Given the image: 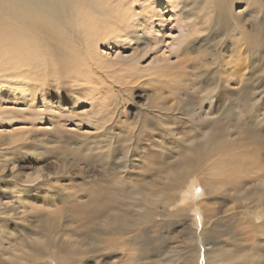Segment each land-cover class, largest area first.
I'll return each mask as SVG.
<instances>
[{
  "label": "rangeland",
  "instance_id": "rangeland-1",
  "mask_svg": "<svg viewBox=\"0 0 264 264\" xmlns=\"http://www.w3.org/2000/svg\"><path fill=\"white\" fill-rule=\"evenodd\" d=\"M140 7L139 3L134 9L141 25L137 32H132L128 38L118 39L119 44L116 45L105 40L93 49L80 50L83 56L81 58L89 62L81 64L83 72L80 80H83L81 87L83 91L78 95L73 96L70 93L74 87L69 71L56 67L54 73L46 72L47 74L34 82L38 88V95L33 96V105L28 107L14 99L12 102L5 100L6 103L0 100V118L4 116L3 119H6L3 121L4 124H0L1 261L13 263L15 256L11 254L15 248H19L21 254L18 256V264H29L27 255L34 253V250L28 247L29 243L43 240L44 232L41 229L47 225L61 228L62 231L66 229L64 233L61 231L53 235L58 237L54 242L57 249L55 247L51 249L55 255L65 258L66 252L71 248L78 250L74 263H69L70 260L69 264H133L136 259L125 260L121 250L119 253L118 250H102V244L91 241L90 237L87 238L88 243L81 239L85 234L83 229H94L97 225L96 221L88 223L87 220L92 215L90 211L86 212L80 207L89 204L93 208L98 201H102L99 193L95 192V184L99 182L97 174L102 169L96 156L100 152L97 147L104 138L102 136L104 129L111 127L112 133L116 135L131 131L133 135L136 133L138 122L145 120L146 117L148 118L144 125L146 131L153 134L152 139L157 143L162 141L158 145L151 140L146 144L137 145L140 153L129 169L130 177L133 178L132 186L135 189L146 182L156 181L155 173L149 175L145 172L149 163L147 158L151 152L160 154L167 168L172 162H178L183 155L187 142L197 130L186 122L183 111L186 109L185 105H194L195 110L202 111L203 115L206 112L205 121H210V126L206 127L213 130L211 123L220 110L215 104L218 89L213 93L214 97H217L214 105L207 111L208 107L202 100L206 96L205 85L215 81L213 79L210 81V69L205 63L215 61L216 68L221 66L222 60L227 59L225 56L231 53V38L226 37L227 33L221 29L213 35L210 42L206 32L187 39L184 37L185 31L182 27L183 15L178 9L171 11L172 13L167 16L155 5L144 4ZM151 10H154V14ZM243 10V4H234L231 8L232 14L243 21L246 33L256 32L255 27L246 22L250 12L246 13ZM262 33L259 28L258 39L264 44ZM201 40L204 41L198 46L197 41ZM248 56L247 52L241 53V57L247 59L244 71L246 79L239 85L229 82L223 86L224 96L231 99L244 97L242 108H245V101L248 103L253 96L256 98L260 96L262 103L264 101V69L260 70L261 64L256 61L252 60L249 63ZM200 63L202 66H199ZM202 75L203 82L198 80V76ZM257 77L262 79L257 81ZM229 90L231 94L226 92H230ZM170 105L172 108L169 107L167 110L166 107ZM263 111L264 105L261 109L262 115ZM231 117L234 119L229 118L233 120L229 124L230 130L235 134L245 130L244 124L235 126L234 123V120L243 123L245 119V115L238 107L233 110ZM169 119L176 123L172 124ZM206 130L212 131L200 129V135ZM143 150L148 152L144 154ZM150 165L153 166L152 163ZM101 179V185L109 184L107 176ZM198 179L200 185L208 180L203 173L198 174ZM161 183L155 182L159 187L162 186ZM15 191L20 194L16 196ZM113 191L112 199L118 205L119 211L133 208L134 201L131 195L133 190L130 186L116 183ZM223 191L221 187L218 190L220 198L216 201V208L220 210L218 215L222 221L220 226L223 225L222 227L226 229L229 225L230 232H226L221 237V242L216 245L224 253L232 252V256L224 257L226 260H235L243 254L247 256L249 251L235 253L229 246L232 225L236 223L240 228L251 224L258 226L262 220L252 221L251 213H243L237 208L239 202L223 201L220 196ZM158 211L161 212L160 209ZM230 213L236 214V218L225 220L224 216ZM200 218L201 214L195 212L194 223L183 222L181 217L175 215L167 217L165 221L168 222L167 226L163 228L150 227L145 241L138 244L146 251L144 263L182 264L187 261V258L194 254L189 251L194 242L188 237L201 229L198 222ZM158 219L159 217L156 220ZM246 234L258 236L254 231ZM161 240H166L164 247ZM118 241L116 240L115 244H118ZM249 243V241L243 243V235L240 234L235 244L240 247L245 244L247 247ZM120 245L123 246V250L137 247L130 241ZM113 247L117 249L119 246ZM170 250L180 252L174 253L173 259L168 256ZM206 250L207 247L200 248L198 264H206L203 262V257L206 258V253L203 252ZM262 254L264 255V252ZM35 257L41 258V264H55L47 256L36 254Z\"/></svg>",
  "mask_w": 264,
  "mask_h": 264
},
{
  "label": "bare ground",
  "instance_id": "bare-ground-1",
  "mask_svg": "<svg viewBox=\"0 0 264 264\" xmlns=\"http://www.w3.org/2000/svg\"><path fill=\"white\" fill-rule=\"evenodd\" d=\"M139 3L141 7L144 4L155 5L167 16L172 13L171 11L178 9L183 15L182 27L185 31L184 37L187 39L206 32L210 42L214 34L221 29L225 30L226 37L231 38V53L225 56L227 59L222 60L218 68L215 67V61L205 63L210 69V81L213 79L215 82L205 85L206 96L202 98L208 107L207 111L210 110L217 98L213 93L218 89L215 104L220 110L211 123L212 130L206 127L210 126V121H205L206 112L203 115L202 111L195 110L194 105H185L186 109L183 111L186 122L197 130L193 132L192 139H188L190 141L187 142L183 155L178 162H172L167 168L160 154L151 152L147 158L149 163L145 172L149 175L155 173L156 181L143 182L144 184L137 186L136 189L132 186L133 178L130 177L129 169L140 153L137 145L146 144L150 140L158 145L162 141L157 143L152 139L153 134L146 131L144 126L148 120L146 117L145 120L138 122L136 133L133 135L131 131L116 135L112 133L111 127L105 128L102 133L104 138L97 147L100 152L96 156L101 163L102 171H98L97 174L99 182L94 183L95 192L99 193L102 201H98L94 209L89 204L80 207L86 212L90 211L93 218H87L88 223L96 221L97 225L94 229H83L85 234H82L81 239L88 243L87 238L90 237L91 241L102 244V250H118V253L121 250L125 260L136 259L133 264H145V248H140L138 244L145 241L150 227L163 228L167 226L168 222H165L167 217L175 215L181 217L183 222L194 223L196 212L201 214L198 221L201 229L189 235L188 238L194 242L189 251L194 254L182 264H192V262L198 264V253L203 247H207L206 252H203L206 253V258L203 257V262L206 264H264L262 254L264 252V114L262 115L261 112L264 101L262 103L260 96L258 98L253 96L248 103L244 100L246 105L242 108L244 97L231 99L223 95L225 91L223 86L226 83L239 85L246 79L244 71L247 67L245 63L247 59L242 58L241 53L247 52L249 63L252 60L256 61L261 64L260 70L264 69V44L258 39L259 28L264 36V0H0V100L6 103L14 99L28 107L33 105V96L38 95V88L34 82L46 72L54 73L56 67L65 69L69 71L70 76L72 75L70 79L74 90L70 93L73 96L81 93L83 91L81 90L83 80H80L83 72L81 64L84 65L89 61L81 58L83 56L80 50L93 49L105 40L112 41V44L116 45L119 44L118 39L128 38L132 32H137L141 25L134 9ZM234 4H243V11L250 12L246 22L255 27L256 32L246 33L241 18L232 14L231 8ZM151 13L154 14V10H151ZM203 41H197L198 46ZM199 57H201L200 52ZM199 66L202 64L200 63ZM51 68L54 70H50ZM258 77L257 81L262 79ZM198 78L201 82L204 81L203 75ZM226 92L231 94V91ZM169 107L172 108L170 105L166 109L169 110ZM236 107L245 115L243 123L234 120L235 126L244 124L245 127V130L237 134L229 129L230 121H233L229 118H233L231 116ZM3 118H0V124H4L3 121L6 119ZM169 122L172 123L173 120ZM200 129L212 131L206 130L200 135ZM8 143L10 144L11 140ZM146 152L148 150H143L144 154ZM151 163L153 166L150 165ZM199 173H203L208 178L203 185L199 183ZM104 176L109 178L107 187L101 185V178ZM155 182H162V188ZM116 183L132 188L133 208L119 211L118 205L112 199ZM220 187L224 189L220 194L223 201L239 202L237 208L243 213H251L252 221L262 220L258 226L251 224L240 228L236 223L232 225L229 246L235 253L249 251L247 256L243 254L235 260H226L227 258L224 257L232 256V252L224 253L216 245L221 242V237L226 232H230L229 225L226 229L222 227L223 225L220 226L222 222L218 216L220 210L216 208V201L220 198L218 197ZM19 194L17 193L16 196ZM224 218L229 221L235 219L236 214H226ZM205 227L208 229L206 230ZM41 231L44 232L43 240L38 242L39 244L29 243L28 247L34 250V253L27 255L29 264H41V258L35 257L36 254L47 256L55 264L74 263L78 250L71 248L66 252L65 258L55 255L51 250L55 247V240L58 239L53 235L61 233V228L44 225ZM65 231L66 229L62 233ZM250 231H254L258 236L246 234ZM240 234L243 235V243L250 242L247 247L245 244L243 247L235 244ZM116 240H119L118 244H115ZM129 241L137 246L136 249L129 247L130 249L123 250L120 244H127ZM165 241L161 240L163 247ZM115 245L119 247L116 249L113 247ZM178 252L180 251L170 250L168 256L174 259V253ZM20 254L19 248H15L11 254L15 256V260L11 264H18ZM0 264L10 263L0 260Z\"/></svg>",
  "mask_w": 264,
  "mask_h": 264
},
{
  "label": "snow or ice",
  "instance_id": "snow-or-ice-1",
  "mask_svg": "<svg viewBox=\"0 0 264 264\" xmlns=\"http://www.w3.org/2000/svg\"><path fill=\"white\" fill-rule=\"evenodd\" d=\"M197 191H199V189H197Z\"/></svg>",
  "mask_w": 264,
  "mask_h": 264
}]
</instances>
